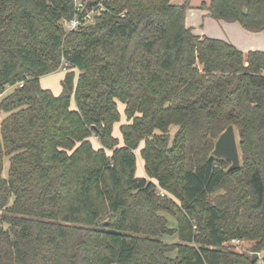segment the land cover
<instances>
[{"label": "trees", "instance_id": "obj_1", "mask_svg": "<svg viewBox=\"0 0 264 264\" xmlns=\"http://www.w3.org/2000/svg\"><path fill=\"white\" fill-rule=\"evenodd\" d=\"M105 4L69 31L74 0H0V264H257L264 52L195 34L190 0ZM200 8L264 31V0ZM59 71L55 95L41 79ZM231 125L241 167L228 172L213 151Z\"/></svg>", "mask_w": 264, "mask_h": 264}, {"label": "rangeland", "instance_id": "obj_2", "mask_svg": "<svg viewBox=\"0 0 264 264\" xmlns=\"http://www.w3.org/2000/svg\"><path fill=\"white\" fill-rule=\"evenodd\" d=\"M190 4H191V2H190ZM199 10H201V9L198 8L193 13H189L191 25L193 26L194 31L196 33L204 32V34L206 36H209V37L211 36V37H214L217 39H225V40H229L230 39L229 37H231V39L239 40V42L243 45L244 44H248V45L253 44V45H261L264 47V33L261 35H255V36H252L248 33H244V35H242L239 32L241 30V27L238 23H234V24H228L227 23L226 25L230 26V27H228V29H226L225 23H222L216 19H213L212 17L211 18L210 17H203ZM231 26H235V28H237V30ZM76 74L78 75V73H76ZM64 76H65V71H59L57 73L46 76V77L42 78V80H41L42 87L45 89L51 90L54 94L59 95L62 91L61 81L64 79ZM8 93L9 92H7V94ZM4 96H6V94H4ZM1 99L2 98H0V101H1ZM119 110L121 111L123 117H122L121 122L117 125V128L121 124L126 123V117L123 114L124 105L119 104ZM236 135H237V141H238V133L237 132H236ZM115 136H120L118 129L116 130ZM92 142L96 148L100 147V144L98 143V141L95 138L92 139ZM139 153H140V149L136 151V154L138 157V174L141 172V168H142L141 167L142 159L140 158ZM8 168H9V160L5 159V166H4L5 177H7ZM160 191H163V190H158V192H157L158 195H159ZM163 192H165V191H163ZM166 197L173 199V197L167 193H166ZM173 200L177 204H179L177 199H173ZM164 215L168 218V220L170 222L169 226L171 228L175 227L176 226L175 219L168 214H164ZM164 241L168 244H174V243H178L179 239H178V236L175 234L173 236H165ZM251 245L252 244L250 242L244 241V243L241 247H239V248L234 247V249L238 252L251 253L250 252L251 251ZM259 262H264V251H262L259 255Z\"/></svg>", "mask_w": 264, "mask_h": 264}, {"label": "built area", "instance_id": "obj_3", "mask_svg": "<svg viewBox=\"0 0 264 264\" xmlns=\"http://www.w3.org/2000/svg\"><path fill=\"white\" fill-rule=\"evenodd\" d=\"M75 1V16L64 23L67 30H77L85 24L94 23L96 18L106 10L105 1L111 2V0H101L97 3L91 4L83 0ZM13 87H9L8 90H12ZM160 196H166V193L160 191ZM244 241L240 239H233L229 244L233 247L239 248L243 245ZM252 254V253H250ZM257 264H263L258 262Z\"/></svg>", "mask_w": 264, "mask_h": 264}, {"label": "water", "instance_id": "obj_4", "mask_svg": "<svg viewBox=\"0 0 264 264\" xmlns=\"http://www.w3.org/2000/svg\"><path fill=\"white\" fill-rule=\"evenodd\" d=\"M213 155L218 159L227 160L231 163L228 172L237 170L241 167V157L234 126H229L218 138ZM106 223H102L104 227ZM259 258L258 253L253 254V262Z\"/></svg>", "mask_w": 264, "mask_h": 264}, {"label": "crops", "instance_id": "obj_5", "mask_svg": "<svg viewBox=\"0 0 264 264\" xmlns=\"http://www.w3.org/2000/svg\"><path fill=\"white\" fill-rule=\"evenodd\" d=\"M187 0H171V2L173 3V4H183L184 2H186ZM190 2H191V9L188 11V14H187V25L189 26V27H192L193 28V26L191 25V22H190V16H189V13H193L194 11H196L198 8H200L201 7V4L203 3V2H205V3H207V4H209V2H210V0H190ZM201 9V8H200ZM200 11V13H201V15L203 16V17H210V15H209V12L207 11V10H199ZM211 18V17H210ZM220 22H222V23H225V28L226 29H228V27H230V26H227L226 24H227V22H223V21H220ZM228 24H234V23H228ZM239 24V23H238ZM224 25V24H223ZM240 25V24H239ZM231 27H233L234 29H236L237 30V28H235V26H231ZM240 27H241V30L239 31L242 35H244V33H248V34H250V35H252V36H255V35H261V34H263L264 33V31H262V32H259V33H253V32H249V31H247V30H245L241 25H240ZM194 29V28H193ZM194 33L195 34H197V35H201V36H203V35H205L204 34V32H201V33H196L195 31H194ZM209 37V36H208ZM211 37V36H210ZM211 38H214V37H211ZM230 39L229 40H225V39H222V40H225V41H228V42H230V43H232V44H234L237 48H239L241 51H243L245 54H247L248 52H250V51H263L264 52V47L263 46H261V45H253V44H251V45H248V44H241L240 42H239V40H237V39H231V37H229ZM42 80V79H41ZM55 95H57V94H55ZM141 172L139 173V175L140 176H145V172H144V168H143V162H141ZM259 255H260V253H259Z\"/></svg>", "mask_w": 264, "mask_h": 264}]
</instances>
